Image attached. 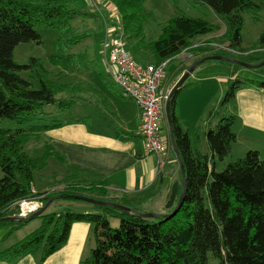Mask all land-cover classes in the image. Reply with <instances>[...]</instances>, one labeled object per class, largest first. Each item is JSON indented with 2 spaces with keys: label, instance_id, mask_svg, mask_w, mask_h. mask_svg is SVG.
I'll use <instances>...</instances> for the list:
<instances>
[{
  "label": "trees",
  "instance_id": "16d2710c",
  "mask_svg": "<svg viewBox=\"0 0 264 264\" xmlns=\"http://www.w3.org/2000/svg\"><path fill=\"white\" fill-rule=\"evenodd\" d=\"M108 1L116 7L121 19L116 21L107 17V20L113 27L123 30L125 39L126 35L131 41L137 38L142 24L155 20L143 9V0ZM197 1L224 23V36L229 49L241 51L242 14L249 13L257 19L261 7L253 0ZM81 4V0H0V118L19 126L15 130L0 128V219L18 216L17 203L22 199L44 196L43 203L46 204L54 196L33 193V174L41 171L43 164L41 160L30 158L24 151V145L30 138L62 126L61 123H39L44 106L72 105L83 98L81 84L52 80L44 64L34 58L27 64H16L13 51L19 44H41L36 28L50 29L55 32V37L49 64L70 73L89 72L92 61L86 53L73 52V49L90 35L81 33L75 22L101 17L91 7L88 9ZM136 21L138 24L133 26ZM219 29V25L181 15L162 28L157 40L147 42L144 38L137 39L134 52L137 55L143 52L141 57L148 52L152 63L168 64L183 50L190 48L195 38ZM252 49H264V30ZM192 52L198 58L209 55L200 56L198 49ZM227 64L237 72V65ZM21 71L36 73L37 89L19 76ZM250 86L264 88V82L237 77L229 81L218 108L232 102L238 89ZM180 89L170 102V121L175 146L185 169V195L174 216L149 219L138 215L146 213L139 210V204L162 192L161 183L144 197L124 196L126 198L122 200L108 199L104 185L101 188L90 185L86 189L65 187L55 193L60 197L54 201L76 202L71 196H87L130 208L136 214L103 206H95L98 213H43L39 216L42 225L37 230L0 251V262L32 256L37 264H43L65 246L71 226L83 222L91 226L95 246L90 256L79 264H264V161L257 151L250 150L243 158L228 161L226 167L217 172L215 160L224 162L230 158L232 144L236 140L231 130L234 117H222L215 128L207 130L208 153L200 152L178 124L175 99ZM73 123L79 122H67ZM178 183L180 192L181 176ZM108 218L117 219L119 227L112 229ZM28 222H2L0 226H11L10 234Z\"/></svg>",
  "mask_w": 264,
  "mask_h": 264
},
{
  "label": "crops",
  "instance_id": "0c3cea01",
  "mask_svg": "<svg viewBox=\"0 0 264 264\" xmlns=\"http://www.w3.org/2000/svg\"><path fill=\"white\" fill-rule=\"evenodd\" d=\"M82 2L84 4L82 7L94 10L90 0H81ZM148 2V0H143L144 9ZM179 2L181 6L179 4H176L175 7L165 5L164 8L169 12L172 8L174 13L198 10L207 12L206 10L209 9L197 0ZM96 3L99 7L102 4L101 11L108 5L107 0H96ZM152 12L154 13L155 10ZM186 17L190 16L187 14ZM216 18L218 19L216 21L222 25L219 31H224V23L217 15ZM202 20L205 19L202 18ZM218 23L214 24L218 25ZM202 49V47L199 48V50ZM184 69V66L177 68L176 73L178 74L172 77L169 82L167 81L168 87L177 82ZM226 69L227 71H222L221 67L216 65L208 68L198 66L184 83L175 99V113L181 130L186 132L192 141L194 140L195 148L202 153H208L205 134L211 126L209 119L214 118L212 110L209 108L212 103L214 84H222L227 81L228 85L229 81L237 77L235 76L237 72L235 73L232 67ZM162 82L165 85L164 80ZM115 97L114 99L112 95L104 93L100 100L101 106L100 104L96 105L98 114L94 113L88 117L86 122L73 124L66 122L59 128L44 132L39 137L30 138L29 142L42 140L44 154H47L49 160L59 163V170H61V172L52 173L54 177L56 172L61 174L58 187L53 186L44 191H35L33 183V193L62 191L69 185V183L67 185L64 183L65 178L71 175H74V179L71 180L70 185L82 183L95 186L104 185L107 191L114 194V198H118V196L141 198L156 190L161 183L162 192L151 200L142 202L138 208L156 203L155 209L152 208L153 212L159 213L160 211L162 213L170 188L174 182H178L180 177V168L168 138V130L163 129V137L168 145L166 154L157 158L153 154L145 153L143 141L136 134L140 124L138 107L132 101L124 99L118 94ZM226 107L227 116L234 117L231 130L236 137L235 143L237 142L231 148L230 161L243 158L246 150L257 151L259 158L264 161V88L242 87L235 92L234 100ZM100 108H103L107 113ZM194 132L197 133L194 134ZM238 142L245 145V149L241 154H234L239 148ZM201 146H203V150ZM159 161H164V165L160 169H158ZM61 203L73 206L71 205L72 201L57 200L53 201L44 213L77 212V210L67 208H65L67 211L60 212L57 204ZM74 204L76 203L74 202ZM80 212L89 211H83V207H81ZM32 222H39V224L33 225H39L37 230L41 226L42 219L35 218L25 226ZM9 231L10 227L6 232ZM94 246L91 226L83 222L74 223L65 246L47 258L43 264H79L80 261L90 256ZM0 264H37V260L32 256H25L10 262L3 261Z\"/></svg>",
  "mask_w": 264,
  "mask_h": 264
},
{
  "label": "rangeland",
  "instance_id": "374dc122",
  "mask_svg": "<svg viewBox=\"0 0 264 264\" xmlns=\"http://www.w3.org/2000/svg\"><path fill=\"white\" fill-rule=\"evenodd\" d=\"M148 1L149 2L147 4V7H145L146 9L144 8L143 9L149 14L152 13L155 20H148L144 22L141 26L142 29L138 31L137 38H133V40L131 41L130 39H128L129 35H126L127 39H125L128 45L127 49H128L129 54L140 65H145V64L146 65H157V64L152 63V58L148 52L145 54L144 57L140 56L141 54L144 55L143 52H140V55H137L134 52V43H136L137 39H141V38H144L145 41L147 42H152V41L157 40L162 33V28L171 19L179 17L181 15L187 16L188 14V16H190L189 18H193V19L203 18L205 19L204 21L208 23L214 24L216 22L217 23L219 22V21H216L218 20L216 18V14H214L209 9L206 10L207 12L203 10H198L195 12H182L181 11L182 13L181 12L174 13L172 8H170L171 10L170 12L164 8L165 5L168 7H175L176 4H179L181 6V3L179 1L185 2L186 0L184 1L183 0H148ZM253 1L258 6L261 7L262 11L259 14V17L257 19H254L249 13L242 14L244 24H243V28L241 31V45L239 49L241 51H234V50L229 49L228 42L225 40V36H224L225 30L219 31L220 30L219 29L218 31L211 33L209 35L197 37L192 41L190 48L183 50L178 56H176L174 59L170 60L168 64H166L165 69H164V77H163L165 85L168 87L167 81L169 82L172 77L177 76L178 73H176V70L178 67H183V66L185 67L184 72H183L184 74L186 73L188 68L192 65V63L201 59V57L198 58L199 56L195 57L192 52L197 49L199 50V48L201 47L203 49L200 50L201 53L199 52L200 56H204V54H209L208 56L220 55V56H225V57L239 60L241 62L246 63L247 65H254V66L263 62L264 61V49H252V47L255 46L256 41L259 37V34L264 30V0H253ZM107 2H108V5L105 7L106 8L105 10L109 11L110 13L105 12V10L103 9V14L100 12L102 16L101 19L99 18L98 20L97 19L96 20L94 19L93 20L91 19L77 20L75 22V26H77V28L79 29L81 33L83 32V33L90 35L88 39H86L85 41H83L81 44L77 45L73 49V52L86 53L87 56L89 57V60L92 61L93 64L89 72L85 74L70 73L67 71H63L58 67H53L49 64L48 59L50 55L53 54L54 37H55V32L50 29L36 28V31L39 33L41 37V41H42L41 44L39 45L35 43L19 44L14 49L13 61L16 64L24 65V64H27L31 58H34L44 64L45 68L49 71V74L52 80L57 81L59 83H70V84L79 83L81 84V86H83V91L81 93V96L83 98L80 100H77L72 105L59 106L57 104H52V105L44 106L41 110L39 123H42V124L61 123L63 124L70 120H73L75 122H86L88 117L92 116L94 113L98 114L99 111H97L98 107H96V105L100 104L101 106L100 100H101V96L104 93H108L112 95L114 99L116 98L115 97L116 94L120 95L118 88L115 87L110 82V80L105 76L104 69H103V48H104V40H105L104 32H105L107 25L109 27L113 26L112 23L109 24L107 17L109 19H115V20L121 19L118 10L117 12H113L112 9L110 8L111 3L108 0ZM91 4H93L92 1H91ZM81 6H84L83 2ZM100 8H102V4L100 5ZM190 9H193V8L190 7ZM152 10H155V12L153 13ZM157 12H159V14H157ZM102 19L104 21V24L102 22ZM137 24H138V21L134 22L133 26H136ZM218 25L222 27L220 23H218ZM113 32L115 33L117 31L115 30ZM123 37H125V34H123ZM203 37H208V38L201 39ZM215 65L218 67H221L222 71H227L226 68L230 67L227 63L220 62V61L206 62V63L201 64L200 66L203 68H208L212 66L215 67ZM236 68H237V73L235 76H237V78L253 79L254 81L264 82V66L258 69H248V68L239 67V66ZM19 76L22 79L29 82L33 89L38 88L35 72L21 71L19 72ZM229 76H230V73H229ZM235 76H231V77L234 78ZM165 85L163 84V86ZM174 85L173 86L171 85L168 87L169 95ZM227 88H228L227 81H225L222 84H214V88L212 90V103H210L209 105V108H211L210 110H212V114L214 116V118L212 117L211 119H209L210 120L209 125H211L210 128H215V126L220 122V119L225 116L227 117L228 115L226 106L222 108L220 107L218 108L219 102L221 98L224 96V94L226 93ZM100 109L103 110V108H100ZM105 113H107V111ZM165 124L166 123H164V128L168 130L167 124L166 126ZM18 127L19 126L16 125L14 122L0 118V128L1 129L15 130ZM29 140L24 145L25 153L32 159L41 160L43 164V169L41 171L39 170L35 171L33 174L34 190L44 191L45 189L52 188L53 186L58 187L59 182L61 180V177L59 176L61 175L59 173L61 172V170H59L60 164L55 161L49 160L48 156H44V148H42L43 143L41 139L40 140L31 139L32 141L30 142ZM236 144L237 142L236 143L234 142L232 146ZM238 144H239V148L236 150L234 154H237V153L241 154L243 150L245 149V145L240 144L239 142ZM201 148L203 150V146H201ZM247 152L248 151L246 150L243 156H245ZM235 156L236 155H234V158H236ZM228 161H230V158L226 159L224 162H219L216 159L215 160V164L217 166L216 171L217 172L222 171L228 164ZM232 161H235V159H233ZM55 171H59V172H56V175L54 177L52 176V173ZM1 178H2V173L0 169V179ZM73 179H74V175H71L65 178L64 183L66 185L67 183H69L67 188L80 187V188L86 189L90 186L89 184H85V183L78 184V185H70L71 180ZM97 187L101 188L102 186H97ZM105 191L107 190L105 189ZM57 192L58 191L56 192L49 191V192H44V193H46V195L54 194L55 196V193ZM92 196L94 198H97L96 195H92ZM84 197H87V196H84ZM107 198L110 200L111 199L112 200L113 199L122 200L126 197L118 196V198H114V194L107 191ZM72 203H73L71 204L73 205L72 207L67 206L66 204H63V203L57 204L58 205L57 207H59L60 212L67 211L65 210V208L74 209V210H77V212H80L81 207H83V211L87 210L89 212L98 213L97 208L91 204L81 202V201H76L75 203L77 205L74 204L73 201ZM155 207H156V203H152L150 205L139 207V210L150 212L153 214H166L169 211L165 209V205H164L162 213L160 211L159 213L153 212L154 211L153 209H155ZM15 217H18V216H15ZM108 222H109V226L112 229H116L119 227V221L117 219L108 218ZM37 224H39V222H32L29 225H26V226L24 225L25 227L24 226L20 227L17 231L12 232L10 234L6 232L8 230L7 226H0V251L6 250L8 247L12 246L13 244H16L17 242L21 241L26 236L31 234L39 226V225L38 226H33V225H37Z\"/></svg>",
  "mask_w": 264,
  "mask_h": 264
},
{
  "label": "built area",
  "instance_id": "2783aa9c",
  "mask_svg": "<svg viewBox=\"0 0 264 264\" xmlns=\"http://www.w3.org/2000/svg\"><path fill=\"white\" fill-rule=\"evenodd\" d=\"M91 1L95 12L102 18L103 11L95 0ZM111 9L117 12L116 7L112 5ZM102 22L104 24L103 19ZM115 30L117 32L114 33ZM122 33L120 27L107 25L105 29L104 74L118 88L122 98L132 101L138 107L140 124L136 134L143 141L144 152L159 158L168 151L163 137L164 109L169 100V88L162 83L166 62L160 65L138 64L129 54ZM163 165L164 161H159L158 169ZM43 198L44 196H39L19 201L18 217L26 218L42 209Z\"/></svg>",
  "mask_w": 264,
  "mask_h": 264
},
{
  "label": "water",
  "instance_id": "95a60500",
  "mask_svg": "<svg viewBox=\"0 0 264 264\" xmlns=\"http://www.w3.org/2000/svg\"><path fill=\"white\" fill-rule=\"evenodd\" d=\"M210 61H220V62L230 63L232 65H237L239 67H244V68H248V69H258V68H261L264 66V61L261 62L260 64L254 66V65H247L246 63L241 62V61L236 60V59H233V58L220 56V55H213V56L203 57V58L199 59L198 61L192 63V65L188 68L186 73H184L182 75V77L178 80V82L172 88L171 93L169 95V100L165 104V109H164L170 143L172 145V149L175 153V156H176L179 168H180L181 191L179 192V190H178L179 183L174 182L170 188L169 196H168V199H167L166 204H165V209L172 210L171 213H169V214H153V213H141V214H139L138 213V215L140 217L149 218V219H156V218L169 219L178 212L179 208L181 207V205L183 203V199H184V195H185V169H184V165L182 163L180 154H179V152L175 146V142H174L173 131H172V126H171V121H170V102H171L174 94L188 80L189 76L195 71V69L199 65L206 63V62H210ZM57 197H60V195L59 196H53L52 198H50L49 201H47V203L44 204L42 209H40L36 213H34V214H32L26 218L4 217V218L0 219V223H2V222H28V221H31V220L39 217L40 215H42ZM71 197H72V199H74L76 201L85 202V203H88V204H91L94 206L111 207L113 209L119 210V211L124 212V213L136 214V212L130 208H127V207H124L121 205H117V204H114V203L109 202V201H97V200H94L92 198L79 196V195H75V196H71Z\"/></svg>",
  "mask_w": 264,
  "mask_h": 264
}]
</instances>
